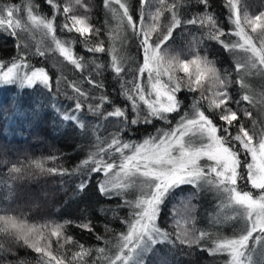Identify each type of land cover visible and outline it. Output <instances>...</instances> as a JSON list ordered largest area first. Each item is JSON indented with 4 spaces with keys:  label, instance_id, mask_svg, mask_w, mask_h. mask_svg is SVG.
I'll list each match as a JSON object with an SVG mask.
<instances>
[{
    "label": "snow or ice",
    "instance_id": "1",
    "mask_svg": "<svg viewBox=\"0 0 264 264\" xmlns=\"http://www.w3.org/2000/svg\"><path fill=\"white\" fill-rule=\"evenodd\" d=\"M45 3L50 9L49 15L41 14L40 5L33 0H26L23 6H0V31L14 39L17 49V55L7 64L0 61V84H19L21 88L40 84L52 92L49 72L30 62L31 55L44 57L45 50L37 48L31 52L30 45L25 42L24 34L43 29L44 35L51 38L54 50L80 71L81 79L91 86L83 89L76 81L68 84L74 95L66 92L64 95L73 104L70 111L61 113L56 109L61 119L87 131L81 115L86 110L97 118L91 129L93 134L103 127V121L111 118L116 128L110 139L102 140L96 135L95 151H90L73 169L47 167V160H56V157L3 161L10 163L11 179L83 173L86 179L78 185V190L83 191L91 182L88 174L101 177L97 184L100 194L108 199L121 198L117 208L111 211L118 215L119 208L132 210L128 218H121L128 230L121 234L118 251L109 264H130L134 257H141L137 264H143L142 254L150 251L153 245L167 243L175 247L179 242L199 246L205 240L212 241L211 247L203 249L210 255L228 254L230 259L225 264H253L251 255L246 256L249 241L254 239L264 244V121L258 128L252 111L244 106L245 102L253 104L251 95L245 91L236 98L233 85L246 90V76L264 75V12L249 15L246 8L238 7V0H225L227 23L232 25L227 29L210 10V0H138L135 9L129 0H103L107 13L116 22V27L112 28L107 19L100 25L90 22L87 14L91 5L86 0H45ZM191 5L202 7L188 16L187 8ZM22 12L24 16L20 15ZM58 17H62L59 24ZM188 26H194L199 35L189 31L191 40L187 52H176L172 48L174 33L177 29L187 30ZM247 28L256 35L250 34ZM57 29L76 35L61 39ZM117 30L121 43L135 41L140 54L135 71L124 67L125 57L114 44L113 33ZM105 35L109 41L107 46ZM205 40L214 41L233 55L237 50L244 54L236 61L234 78L227 70L221 71L206 54H200L198 49ZM75 45L92 54L91 57L81 55ZM52 50L51 46L47 49ZM104 53L110 56L108 64L97 56ZM105 72H111L119 84V95L126 102L123 105L116 103L107 92ZM62 80H67L63 74L56 80L57 93ZM189 96L190 110L189 106L185 107ZM173 113L179 119L170 130L158 129L156 136L140 144L123 139L122 134L132 126L150 125L153 121L171 124L169 117ZM245 119L251 121L252 127H248ZM194 140L199 141L198 146ZM125 150L131 154H126ZM116 154H119L118 162ZM122 176L142 177L147 191H141L134 200L127 199V189L136 181H122ZM203 182L216 184L229 195L230 201L245 209L244 226L236 238L213 239L204 231L196 237L187 229L174 234L158 223L175 189L184 185L199 189ZM241 183L250 185L251 190L241 188ZM68 223L72 222H65ZM76 226L88 232L95 231L90 220H82ZM254 233L258 234L254 237ZM62 236L63 242L60 241ZM52 237L57 238L55 251ZM96 239L102 237L97 234ZM65 244H73L78 250H68L71 254L67 255ZM17 246L34 251L37 254L35 264H65V261L83 264V257L91 254L82 243L74 242L65 234V225L28 224L7 213L0 215V264H27L17 256ZM97 251L105 253L104 248Z\"/></svg>",
    "mask_w": 264,
    "mask_h": 264
},
{
    "label": "trees",
    "instance_id": "2",
    "mask_svg": "<svg viewBox=\"0 0 264 264\" xmlns=\"http://www.w3.org/2000/svg\"><path fill=\"white\" fill-rule=\"evenodd\" d=\"M33 2L40 5L41 14H50L45 0H33ZM86 2L91 5V11L87 15H90V22L93 25H100L107 19L112 28L116 27V22L107 13L103 0H86ZM129 2L134 9L138 7V0H129ZM210 2L212 5L210 10L216 14L221 24L227 25V29H231L232 25L227 23V13L223 6L225 0H210ZM25 3L26 0H0V6L10 4L23 6ZM201 7L200 5L188 6V16L199 11ZM238 7L246 8L249 15H259L264 12V0H238ZM80 11L83 12L82 9ZM20 15L24 16L25 13L22 12ZM61 22L62 17H58L57 23ZM246 30L253 36L256 35L251 33L250 28ZM189 31L199 35L194 26H188L187 30L183 31L177 29L174 33L175 42L172 43V48L176 52H187L191 40V36L188 35ZM24 35L26 36L25 42L30 45L31 52H35L37 48L45 50L44 57L31 55L30 62L36 67H44L49 72L53 90L49 92L40 84H35L31 88H21L19 84H0V215L7 213L28 224L56 223L65 225V234L70 235L74 242L78 241L90 250L91 254L83 257V264H92L94 261L97 264H109V260L114 259L118 251L121 234L128 230L127 224L121 218H128L132 210L127 207L119 208L117 209L118 215L111 211L117 208L121 198L108 199L100 194L97 184L101 177L96 174H88L91 182L83 191H79V183L86 179L83 173L72 176L47 175L13 180L8 173L10 163H3V161H24L25 158L47 160L48 157H56V160H47L46 166H62L73 169L81 160L87 158L90 151H95L96 135H99L102 140L110 139V134L116 128L114 118H111L109 121H103V127L98 133L93 134L91 129L97 118L91 116L86 110L81 115L85 120L87 131L79 129L72 122L61 119V115L56 109L59 108L61 113L70 111L73 104V101L64 95L65 92L68 95H74L68 84L76 81L83 89H89L91 86L81 79L80 71L54 50L55 46L51 43L50 37L45 36L44 33L43 37L40 33H35L31 38H29V34ZM69 35L76 34L60 32L57 29L59 38L65 39ZM113 35L116 37L114 40L116 48L120 55L125 57L124 67L135 71L140 56L135 41L128 40L121 43L118 30ZM104 39L107 46L109 41L106 35ZM230 39L238 38L230 37ZM49 46L53 48L52 51H47ZM75 50L81 55L88 57L92 55L85 53L79 45H75ZM198 51L201 55L206 54L209 59L213 60L221 71L227 70L231 73L233 78L236 76L234 71L236 61L244 55L239 50L236 55H233L223 49L221 45L207 40L203 42ZM16 55L14 39L0 31V61L7 64ZM97 56L105 64L110 61L108 53L97 54ZM61 74L67 80L61 81L60 91L57 93L56 80ZM104 80L106 90L113 100L120 105L126 103L119 95V84L113 79L111 72L104 73ZM245 82L248 85L246 90H241L233 85V95L239 98L245 91L251 95L253 104L245 102L244 106L252 111L259 128L261 122L264 121V75L256 73L246 76ZM190 104L191 96L185 101V107L189 106V110ZM169 119L171 124L164 121H153L150 125L132 126L122 134L123 139L136 144L143 143L150 136H156L158 129L168 131L175 127L179 116L173 113ZM245 123L248 127H252L250 120L245 119ZM103 146L106 147V144ZM125 153L131 154L128 150H125ZM115 158L118 162L119 154H116ZM240 187L244 190H251L250 185L246 186L243 183L240 184ZM144 190L146 188L142 189L141 185L136 183L127 189L128 196L126 198L134 200ZM192 193L195 195L192 196ZM166 204L167 207L162 209V216L158 223L170 233L175 234L181 229H187L196 237L201 231H204L211 234L213 239H231L229 238L231 233L225 231V227L228 225L235 229L233 235L235 238L241 232L242 227L237 229L239 225L231 219L230 215V207L235 206V203L230 201L229 195L214 183L203 182V186L199 189H196L195 186H181L171 193ZM185 205L188 207L185 208ZM82 220H90L95 231L88 232L77 227L76 225ZM66 221L72 223L65 224ZM177 222H179V226ZM244 222H240V225H243ZM105 226H107V231ZM97 234L102 239L97 240ZM51 240L52 249L55 251L58 246L57 238L52 237ZM60 241L63 242V236ZM250 241L249 247L251 246ZM211 246V240L201 241L199 246L181 245L179 242L175 247L167 243L156 244L151 247L150 251L142 254V261L143 264H225V261L230 259L227 253L210 255L208 251L203 250ZM99 248H104L105 253L100 254L97 251ZM68 250L77 251L78 249L73 244H65L64 251L70 255ZM17 256L27 264H35L37 259V254L27 247L17 246ZM140 259L141 257H134L130 264H137ZM259 264H264V257Z\"/></svg>",
    "mask_w": 264,
    "mask_h": 264
},
{
    "label": "rangeland",
    "instance_id": "3",
    "mask_svg": "<svg viewBox=\"0 0 264 264\" xmlns=\"http://www.w3.org/2000/svg\"><path fill=\"white\" fill-rule=\"evenodd\" d=\"M35 33H40L41 37H43L42 35H43L44 31H43V29H34L31 32V34H29V38L33 37V35ZM181 75H183V74H181ZM193 143L196 144L197 146L199 145V141L194 140ZM120 179L122 181H126V182H129V183H131L133 180H135L136 183H139L141 185L142 189L146 188V186L142 183V181H143L142 177H123L122 176V177H120ZM144 191H147V188ZM244 213H245V209L242 206H240V205L235 204V206L232 205L230 207L231 219H233V221H236L238 223V225H239V227L237 229H239L240 226L241 227L244 226V224L240 225V222L244 221ZM225 231L231 233L232 236L230 235L229 238H235V236H233L234 233H235V229L234 228H231L228 225V226L225 227ZM257 234L258 233H254L253 234L254 237ZM252 240L253 241H250V245L251 246L248 248V251L246 252V256L251 255L253 264H259L261 259L264 257V244L257 243L254 239H252Z\"/></svg>",
    "mask_w": 264,
    "mask_h": 264
}]
</instances>
